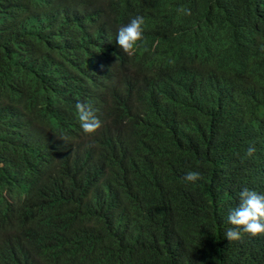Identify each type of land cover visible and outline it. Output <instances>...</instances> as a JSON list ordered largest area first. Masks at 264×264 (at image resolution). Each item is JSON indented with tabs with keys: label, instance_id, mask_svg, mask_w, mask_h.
<instances>
[{
	"label": "trees",
	"instance_id": "trees-1",
	"mask_svg": "<svg viewBox=\"0 0 264 264\" xmlns=\"http://www.w3.org/2000/svg\"><path fill=\"white\" fill-rule=\"evenodd\" d=\"M56 6L109 10L98 45L55 60L71 39L66 23L33 14L55 13L39 0H0V264H264V235L224 236L239 192L264 194V0ZM136 15L142 46L104 70L111 39ZM64 91L84 168L71 176L52 175L49 140L3 114L52 108ZM77 103L102 122L95 134ZM81 137L104 144L100 164ZM189 171L201 179L186 181Z\"/></svg>",
	"mask_w": 264,
	"mask_h": 264
},
{
	"label": "clouds",
	"instance_id": "clouds-1",
	"mask_svg": "<svg viewBox=\"0 0 264 264\" xmlns=\"http://www.w3.org/2000/svg\"><path fill=\"white\" fill-rule=\"evenodd\" d=\"M55 13L48 11L47 14L36 10L33 14L46 17L54 22H64L67 30L71 31V39L65 48L56 51L51 55L55 60L63 59L64 53L73 47L81 50L86 48L90 50L95 48L99 42V36L103 27L99 23L104 22L107 18L109 10H99L96 13L80 11L74 16L64 14L60 8L56 6L57 0H39ZM111 3L112 0H107ZM185 14L191 15V10L187 8L181 9ZM114 12V11H113ZM93 18L92 22H88L87 18ZM144 25L143 16L136 15L131 18L130 22L122 25L117 30L115 41L111 39L107 48L105 57L101 62L104 70H119L120 60L118 54L125 53L128 56L136 54L138 49L144 42ZM59 55V56H56ZM73 60L74 53H68ZM52 94L54 90H51ZM94 97L95 91L92 89ZM60 92H57L59 95ZM66 95L65 91L59 103L45 110L27 109L20 106L18 109H4L3 114L6 116L11 127L19 124L20 129L34 128L39 136L49 140V147L46 150V165L52 175L60 173L62 175H73L77 170L84 169L79 165V154H75L72 150V144L78 137L77 128L67 131V122L74 119V113L70 109L63 106ZM76 116L82 130L89 135L95 134L101 127L102 122L93 113L90 105L85 103H77L75 105ZM86 148L93 156V164L98 165L102 161L104 152V144L98 141H89L81 137ZM255 152V148L250 147L247 155L251 156ZM45 173V169L43 170ZM184 179L188 182L195 183L201 179L200 173L189 171ZM239 205L232 208L228 214L227 220L233 227L228 228L224 236L230 242L239 241L243 238V234H249L253 237L264 235V194L255 190L244 188L239 192ZM242 230V231H241Z\"/></svg>",
	"mask_w": 264,
	"mask_h": 264
}]
</instances>
